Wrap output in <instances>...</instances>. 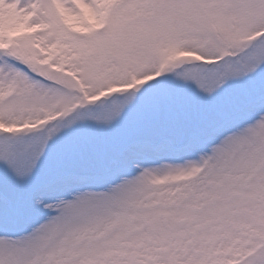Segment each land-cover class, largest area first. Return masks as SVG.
<instances>
[{"label":"snow or ice","instance_id":"1","mask_svg":"<svg viewBox=\"0 0 264 264\" xmlns=\"http://www.w3.org/2000/svg\"><path fill=\"white\" fill-rule=\"evenodd\" d=\"M0 264H264V0H0Z\"/></svg>","mask_w":264,"mask_h":264}]
</instances>
